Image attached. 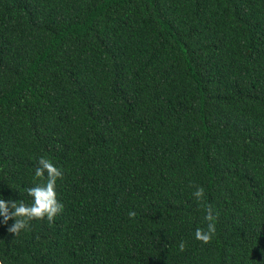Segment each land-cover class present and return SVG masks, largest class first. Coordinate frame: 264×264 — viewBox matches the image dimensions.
I'll list each match as a JSON object with an SVG mask.
<instances>
[{"label":"trees","instance_id":"trees-1","mask_svg":"<svg viewBox=\"0 0 264 264\" xmlns=\"http://www.w3.org/2000/svg\"><path fill=\"white\" fill-rule=\"evenodd\" d=\"M41 157L0 264H264V0H0V195Z\"/></svg>","mask_w":264,"mask_h":264},{"label":"clouds","instance_id":"clouds-1","mask_svg":"<svg viewBox=\"0 0 264 264\" xmlns=\"http://www.w3.org/2000/svg\"><path fill=\"white\" fill-rule=\"evenodd\" d=\"M40 167L35 169L34 175L41 177L44 170H47V179L43 185L36 184L27 188L28 195L32 198L30 204H26L23 200L5 199L0 195V223L6 222L9 217L14 218V222L9 226L8 231L16 234L21 229L26 228L28 221L32 218L47 216L51 219L62 205L56 199L55 182L62 172L50 160L41 157ZM202 189H197L195 195L199 196ZM11 208V211H10ZM214 230L213 225H208V230L202 234V230L197 228L195 231L196 238L207 241L211 232ZM183 248V244H181Z\"/></svg>","mask_w":264,"mask_h":264}]
</instances>
